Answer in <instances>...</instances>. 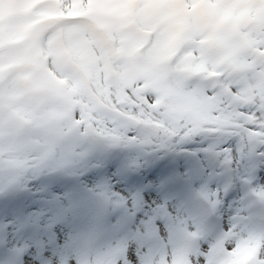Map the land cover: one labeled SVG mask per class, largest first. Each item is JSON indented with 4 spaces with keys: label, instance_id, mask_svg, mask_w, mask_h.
Wrapping results in <instances>:
<instances>
[{
    "label": "snow or ice",
    "instance_id": "1",
    "mask_svg": "<svg viewBox=\"0 0 264 264\" xmlns=\"http://www.w3.org/2000/svg\"><path fill=\"white\" fill-rule=\"evenodd\" d=\"M0 264H264V0H0Z\"/></svg>",
    "mask_w": 264,
    "mask_h": 264
}]
</instances>
